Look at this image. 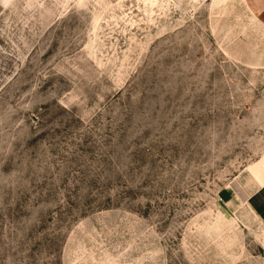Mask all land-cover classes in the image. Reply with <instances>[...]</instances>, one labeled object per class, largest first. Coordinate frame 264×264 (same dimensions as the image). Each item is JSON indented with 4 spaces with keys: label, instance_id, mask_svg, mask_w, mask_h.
Returning a JSON list of instances; mask_svg holds the SVG:
<instances>
[{
    "label": "rangeland",
    "instance_id": "1",
    "mask_svg": "<svg viewBox=\"0 0 264 264\" xmlns=\"http://www.w3.org/2000/svg\"><path fill=\"white\" fill-rule=\"evenodd\" d=\"M263 182L264 0H0V264H264Z\"/></svg>",
    "mask_w": 264,
    "mask_h": 264
},
{
    "label": "crops",
    "instance_id": "2",
    "mask_svg": "<svg viewBox=\"0 0 264 264\" xmlns=\"http://www.w3.org/2000/svg\"><path fill=\"white\" fill-rule=\"evenodd\" d=\"M227 195V201H234L232 192ZM232 194V197H230ZM244 202L248 209L260 220L264 226V182L251 191L245 198Z\"/></svg>",
    "mask_w": 264,
    "mask_h": 264
}]
</instances>
